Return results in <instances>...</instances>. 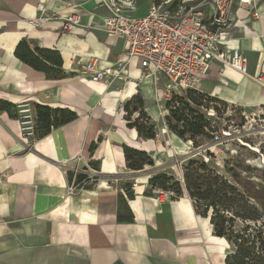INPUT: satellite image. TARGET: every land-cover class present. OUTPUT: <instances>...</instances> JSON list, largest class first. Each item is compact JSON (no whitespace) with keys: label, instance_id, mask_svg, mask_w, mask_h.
<instances>
[{"label":"crops","instance_id":"crops-1","mask_svg":"<svg viewBox=\"0 0 264 264\" xmlns=\"http://www.w3.org/2000/svg\"><path fill=\"white\" fill-rule=\"evenodd\" d=\"M256 4L254 17L233 2V24L226 29L231 44L247 58V74L213 61L201 81L208 85L206 93L242 107L264 105V87L251 77L264 72V0ZM145 12L146 7L132 15ZM72 13L85 29L62 32V17ZM105 13L99 0H0V172L7 174L0 184V264H224L227 244L216 240L223 238L213 235L208 218L195 213L185 188L169 201L160 193L145 195L157 164L139 170L126 166L122 145L154 153L156 138L138 137L117 106L139 90L144 110L154 119L156 85L151 79L137 83L134 59L125 84L94 82L83 73L89 58L126 59L122 40L107 38L101 28ZM46 15L52 19L34 25L35 18ZM22 39L57 51L67 75L48 78L22 62L14 55ZM54 109L69 110L76 118L50 125L39 137L47 126L41 119ZM23 114L30 115L31 135L20 131L17 117ZM85 163L98 171L100 184L69 192L83 179L78 170Z\"/></svg>","mask_w":264,"mask_h":264},{"label":"trees","instance_id":"trees-1","mask_svg":"<svg viewBox=\"0 0 264 264\" xmlns=\"http://www.w3.org/2000/svg\"><path fill=\"white\" fill-rule=\"evenodd\" d=\"M14 55L32 68L44 72L48 78L57 79L67 75L61 69V57L55 50L33 46L22 39ZM204 97L211 102L226 103L194 88L186 89L181 95L164 102L167 110L163 117L165 127L178 138L189 140L195 150L215 139L212 132L214 127L205 118L210 107L204 102ZM2 105L11 107L6 102H2ZM122 110L128 121L127 127L134 128L138 137H156V127L144 110L139 90L122 103ZM135 113L137 116L132 119ZM75 118L76 114L69 110H47V118L41 119L43 123L47 122V126L42 128L39 137L47 134L51 126L58 127ZM36 120L37 123L40 120L38 112ZM122 149L129 169L139 170L153 165L150 153L126 145H122ZM227 156L234 161L225 159L220 164L209 149L188 155L181 161L180 178L170 169L157 170L149 176L144 194L152 196L165 192L172 200L182 196L184 187L195 213L208 218L213 235L226 241L224 264H264V183L253 179L254 176L264 180V169L251 167L237 155ZM124 192L132 196L130 187H125ZM117 220H123L120 212Z\"/></svg>","mask_w":264,"mask_h":264},{"label":"built area","instance_id":"built-area-1","mask_svg":"<svg viewBox=\"0 0 264 264\" xmlns=\"http://www.w3.org/2000/svg\"><path fill=\"white\" fill-rule=\"evenodd\" d=\"M235 1L254 17L258 16L260 4L257 5L256 0H148L146 12L140 16L132 15L136 0H99V5L106 9L101 15V28L107 38L122 40L126 59L89 58L83 64V73L94 82L111 84L118 80L125 84L131 77L129 60L134 59L140 70L137 83L151 79L156 85L154 99L157 103L171 100L186 89H197L213 61L247 74V58L231 44L226 32L233 24L230 10ZM39 8L44 12L43 6ZM49 19L52 16L46 15L35 18L33 23L39 25ZM78 26L85 29L79 15L72 13L62 17V32H70ZM251 77L264 87V72H256ZM161 79L164 82L158 86ZM117 110H122V103ZM17 122L23 135L32 134L29 114L17 117ZM78 172L86 178L69 189L83 188L98 175L89 163ZM6 178L7 174L0 172V184ZM160 194L163 201L170 200L168 193Z\"/></svg>","mask_w":264,"mask_h":264},{"label":"rangeland","instance_id":"rangeland-1","mask_svg":"<svg viewBox=\"0 0 264 264\" xmlns=\"http://www.w3.org/2000/svg\"><path fill=\"white\" fill-rule=\"evenodd\" d=\"M147 3L148 0H137L136 13L144 12ZM207 89L208 85L204 83H201L197 88V90L203 93H206L205 91ZM204 102L210 107L206 111L205 118L208 120L209 124L214 127L212 132L215 139L209 144L204 143L200 148L209 147V150L213 152L215 156V160L220 164H222L225 159L229 162H233L234 160H229V156H227V154H230L239 156L251 167L264 169V105L242 107L231 103L223 104L221 101L211 102L207 97H204ZM152 104L154 106H151L150 109L155 108L157 116L153 115L154 119H152L148 112H145L156 127V140L154 142L157 148L154 147V153L150 151L153 153H150L152 159L153 156L155 157L153 164H157L154 168L158 167L157 170L170 169L180 178V165L181 161H183L182 159L196 148L192 146L189 140L180 139L167 130L163 120L164 115L167 113L164 102L157 103L154 101ZM213 107L216 109H213ZM162 112L164 113L163 115ZM136 116V113L133 114L132 119ZM202 150L204 151L205 149ZM97 176L95 178L98 179ZM243 176L245 175L243 174ZM253 179L258 183H264V180L260 178H255L253 176ZM94 183L100 184L99 181L96 180L87 183L84 187ZM80 187L81 186H78L76 189H81ZM74 188L72 187V189ZM72 189L68 188V191ZM162 199L161 197V200Z\"/></svg>","mask_w":264,"mask_h":264},{"label":"water","instance_id":"water-1","mask_svg":"<svg viewBox=\"0 0 264 264\" xmlns=\"http://www.w3.org/2000/svg\"><path fill=\"white\" fill-rule=\"evenodd\" d=\"M202 149H205V150H206V149H209V147L206 146V147L201 148V149L199 148V149H197V150L191 152L189 155H190V156L196 155V154H198L199 151L202 150Z\"/></svg>","mask_w":264,"mask_h":264},{"label":"bare ground","instance_id":"bare-ground-1","mask_svg":"<svg viewBox=\"0 0 264 264\" xmlns=\"http://www.w3.org/2000/svg\"><path fill=\"white\" fill-rule=\"evenodd\" d=\"M128 92V94L130 93V91H127ZM216 238V237H215ZM216 240H218V241H222L225 245L227 244L223 239H218V238H216Z\"/></svg>","mask_w":264,"mask_h":264}]
</instances>
